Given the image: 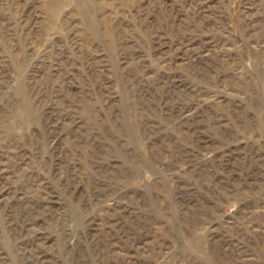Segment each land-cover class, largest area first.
<instances>
[{"label":"rangeland","instance_id":"obj_1","mask_svg":"<svg viewBox=\"0 0 264 264\" xmlns=\"http://www.w3.org/2000/svg\"><path fill=\"white\" fill-rule=\"evenodd\" d=\"M0 264H264V0H0Z\"/></svg>","mask_w":264,"mask_h":264},{"label":"bare ground","instance_id":"obj_2","mask_svg":"<svg viewBox=\"0 0 264 264\" xmlns=\"http://www.w3.org/2000/svg\"><path fill=\"white\" fill-rule=\"evenodd\" d=\"M201 16V15H200ZM199 48V47H198ZM193 57V56H192ZM190 59V58H189ZM195 61V60H194ZM196 64V63H195ZM41 244V243H40ZM29 257V256H28ZM3 261V260H2ZM33 261H34V259H33Z\"/></svg>","mask_w":264,"mask_h":264}]
</instances>
